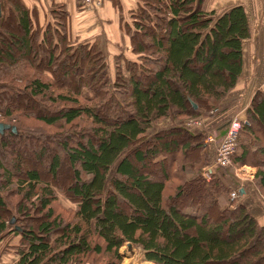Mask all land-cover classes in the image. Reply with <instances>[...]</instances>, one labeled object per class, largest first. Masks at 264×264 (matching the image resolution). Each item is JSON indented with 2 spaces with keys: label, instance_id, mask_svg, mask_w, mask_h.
I'll list each match as a JSON object with an SVG mask.
<instances>
[{
  "label": "trees",
  "instance_id": "16d2710c",
  "mask_svg": "<svg viewBox=\"0 0 264 264\" xmlns=\"http://www.w3.org/2000/svg\"><path fill=\"white\" fill-rule=\"evenodd\" d=\"M37 1L0 0V123L9 126L0 133L1 264H122L127 244L149 264H264V225L225 199L223 176L199 177L215 148L199 131L164 126L171 115L203 116L217 128L242 73L244 9L216 15L205 0H139L119 19L125 46L106 62L64 6L47 0L41 16ZM44 99L53 113L39 110ZM241 118L231 169L255 168L263 195L264 92ZM27 121L64 134L74 126L78 139L54 141ZM25 139L34 163L10 147Z\"/></svg>",
  "mask_w": 264,
  "mask_h": 264
},
{
  "label": "crops",
  "instance_id": "0c3cea01",
  "mask_svg": "<svg viewBox=\"0 0 264 264\" xmlns=\"http://www.w3.org/2000/svg\"><path fill=\"white\" fill-rule=\"evenodd\" d=\"M46 1L36 2L41 16L49 12L50 8L45 6ZM138 1L104 0L103 7L94 13L79 10L80 5L76 0H51L50 3L66 8L77 35L89 39L102 36L107 45L106 51L113 53L115 48L125 46L119 19L125 13L134 10ZM235 6H241L246 13L250 37L243 42L240 79L225 99L224 112L216 121L218 123L216 131L222 130L228 123H224L223 118L232 114L241 118L254 94L257 91L264 92V0H205L203 10L220 15ZM243 167L252 168L250 166L239 168ZM253 180L254 177L247 181L249 183L247 192L241 194V199H244L242 203L246 204L252 215L264 225V197L254 188Z\"/></svg>",
  "mask_w": 264,
  "mask_h": 264
},
{
  "label": "rangeland",
  "instance_id": "374dc122",
  "mask_svg": "<svg viewBox=\"0 0 264 264\" xmlns=\"http://www.w3.org/2000/svg\"><path fill=\"white\" fill-rule=\"evenodd\" d=\"M9 4H7L5 2V12H6V8H8ZM84 38H88V37H84ZM81 39V38H80ZM89 39V38H88ZM92 39V42H97L98 45H99V49L100 51L102 52V55L105 56L106 58V62H111V56H114L115 55V50H113V53H109L108 51H106V48H107V45H106V42L104 40V37L102 36H98L96 38H91ZM82 41L84 40H87V39H81ZM124 49V48H122ZM120 53V52H119ZM110 54V55H108ZM114 54V55H113ZM110 65L108 66V77L110 79V94H112L113 97H115L116 100H119L120 97L118 96V91H120L117 87H115L113 85V81L115 80H112L113 79V76L116 74V68L114 69L113 65L111 63H109ZM121 64V74H123V67H124V62L123 60H121L120 62ZM70 83V82H68ZM21 95V94H20ZM8 105H10V102L8 99H6V97H4L2 100H1V104H4L5 101ZM48 99H44L43 101L41 102H38L39 106H40V111H44V112H49V113H53V109L52 108H48L47 105H48ZM58 108V107H56ZM236 115V114H234ZM233 114L230 115L229 119H231L233 116ZM171 117H174L175 119H171V121L169 122H166L164 123V126L165 127H168V126H179V127H183L184 123L189 120V119H185L184 117H181V118H176L177 116L175 115H171ZM199 118V117H197ZM191 119V118H190ZM229 119H227V122L229 121ZM26 122V121H25ZM163 122L162 121H157L154 123L153 127L151 129H149L147 131V135L150 136L151 134H153L157 129L158 127L157 124ZM28 123V128H31L33 129V127H35L38 131H44V133H46L47 135H50V139H54V141H59L61 139H66V138H70L71 139V142L73 143V140H77L78 137L77 135L75 134H71V132L73 131L74 129V126H70L69 130L67 131V133L64 134V130L62 131H58V127H41L40 124H38L37 122H33V121H27ZM185 126V125H184ZM210 127V126H209ZM199 131V130H198ZM64 135V136H62ZM62 136V137H61ZM60 138V139H59ZM241 139V138H240ZM26 141H22L21 144H19L17 146V144L13 141L11 143V146L10 147H15L18 149L19 152L22 153V156L24 157L25 161L27 163L31 162L32 160V153L34 150V146H32L28 139H25ZM248 145H251V142L248 141L247 142ZM196 155V153H195ZM1 156V154H0ZM32 163H34V161L32 160ZM35 164L37 165V167H39V163H36ZM213 166V162L210 164V165H207L205 166L203 169H201V172L199 173V177L201 178V176L203 174H207L209 176V180L211 178V175L209 174V172H212L213 175L212 176H216V177H221L222 181L224 182V184H226V186L228 187L229 189V193L225 196V199L230 203L232 204L233 202L230 201V198H229V194L232 190H235L236 188H238L239 186L242 187V190H246L244 187H246L247 184H249L247 181L243 180L241 181L240 179L237 178V176L235 174H237L236 171H234V169H231L232 167L230 168H218V169H215V168H212ZM247 170L251 173V174H255L256 172V169L254 168H248L247 167ZM242 172V171H240ZM69 169L66 165H63L62 166V176L63 177H69ZM202 179V178H201ZM1 187V185H0ZM263 195H264V192H263ZM8 197H14V193L12 194H8L7 195ZM244 199H240L239 202H234L233 204L237 203V204H240L243 201ZM37 216V215H36ZM2 248V247H1ZM121 254H122V264H146L145 262L142 261V253L140 251V249L136 248L135 246H132V249L131 250H128V248L126 246H124L122 249H121ZM1 264V262H0Z\"/></svg>",
  "mask_w": 264,
  "mask_h": 264
},
{
  "label": "built area",
  "instance_id": "2783aa9c",
  "mask_svg": "<svg viewBox=\"0 0 264 264\" xmlns=\"http://www.w3.org/2000/svg\"><path fill=\"white\" fill-rule=\"evenodd\" d=\"M104 0H80V6L84 11L96 12L103 7ZM242 119L240 116L234 115L228 122L225 128L216 131L215 128L209 127L207 125L206 117L191 118L187 120L184 125L188 128L201 132L203 134L204 143L206 145H211L215 148V157L212 168H230L232 167V160L237 151V146L239 144V133L242 126ZM234 171L238 179L241 181L251 180L254 174H251L246 167L235 168ZM242 171V172H240ZM213 175L212 172H209ZM202 180L205 182L209 181V176L203 174L201 176ZM232 190L229 194L231 202H239L241 196L239 190Z\"/></svg>",
  "mask_w": 264,
  "mask_h": 264
},
{
  "label": "water",
  "instance_id": "95a60500",
  "mask_svg": "<svg viewBox=\"0 0 264 264\" xmlns=\"http://www.w3.org/2000/svg\"><path fill=\"white\" fill-rule=\"evenodd\" d=\"M8 128H9V126L0 123V133H2L4 130H6ZM12 130L14 131V129H12ZM11 224H13V220L11 221ZM126 247L128 248V250L132 249V245H130V244H127Z\"/></svg>",
  "mask_w": 264,
  "mask_h": 264
}]
</instances>
